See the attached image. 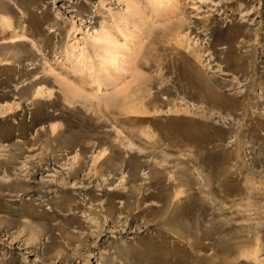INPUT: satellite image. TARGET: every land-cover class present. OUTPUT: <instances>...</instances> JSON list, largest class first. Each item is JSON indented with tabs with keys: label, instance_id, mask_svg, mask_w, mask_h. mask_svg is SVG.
I'll list each match as a JSON object with an SVG mask.
<instances>
[{
	"label": "rangeland",
	"instance_id": "374dc122",
	"mask_svg": "<svg viewBox=\"0 0 264 264\" xmlns=\"http://www.w3.org/2000/svg\"><path fill=\"white\" fill-rule=\"evenodd\" d=\"M149 1L0 0V264H264V0Z\"/></svg>",
	"mask_w": 264,
	"mask_h": 264
},
{
	"label": "bare ground",
	"instance_id": "6f19581e",
	"mask_svg": "<svg viewBox=\"0 0 264 264\" xmlns=\"http://www.w3.org/2000/svg\"><path fill=\"white\" fill-rule=\"evenodd\" d=\"M153 1H154V4H156V6H157V4L160 6H166V8L168 7V8L175 10V11H177V9H179L178 0H153ZM149 2H151V1H149ZM150 4H152V3H150ZM124 12H125V14L122 15L124 17H121L119 21H123L122 19H125V21H126V17H129V16L132 17L131 16L132 14L129 12L128 9L125 10ZM137 13H138V11L135 13V15L139 14V13L138 14ZM135 15H133V16H135ZM135 17H138V16H135ZM111 20L114 22L113 23L114 26L116 25V23L118 24V20H117V22H115V16L114 15L113 16L111 15ZM121 32L120 33L122 36V40L119 41L117 39H114L113 36L110 34V32L107 30L105 31L104 29H101L100 31H97V30L86 31L85 34L84 35L82 34V37L80 38V41H82V45L80 47L76 46V44H77L76 42L73 45H70L69 51H70L72 56L70 59L68 58V56H66L68 61L70 62L69 63L71 66L70 70L73 73H75L77 69L80 70L81 67L85 68L86 66H89L90 69L93 70L92 71L93 74H91V76H93L94 77L93 79L98 83L97 88H99L102 84H105L106 88H107V86L113 85L118 80V78L120 76H122L123 74L128 72L127 66L129 65V62H130V54H132V52L130 53V48L132 49V47H133V46H131V44L133 43L132 40H135V39H133L135 37L127 28H123L121 30ZM87 44H93L94 46L97 45V47L99 48L98 50L100 52L98 51V54L99 53L100 54H99L98 59L100 58L101 62L99 61L100 63H99V66L96 70H94L95 66L92 67L90 63H89L90 65H89L86 62L87 57L85 56L86 50L84 48H85V45H87ZM87 73L89 74V72H87ZM90 79H91V77H90ZM96 91H97V95H94L95 98H97V96L101 94L99 89H97ZM105 92H106V90H105Z\"/></svg>",
	"mask_w": 264,
	"mask_h": 264
}]
</instances>
